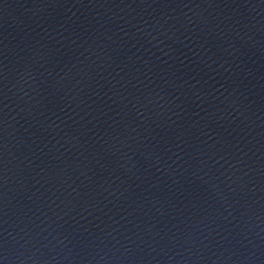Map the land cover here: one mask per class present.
Masks as SVG:
<instances>
[{"label":"water","instance_id":"water-1","mask_svg":"<svg viewBox=\"0 0 264 264\" xmlns=\"http://www.w3.org/2000/svg\"><path fill=\"white\" fill-rule=\"evenodd\" d=\"M0 264H264V0H0Z\"/></svg>","mask_w":264,"mask_h":264}]
</instances>
